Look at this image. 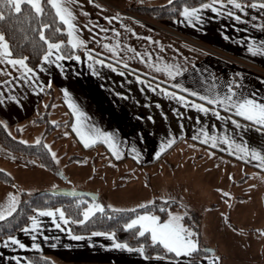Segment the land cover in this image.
I'll return each instance as SVG.
<instances>
[{
    "label": "crops",
    "instance_id": "obj_1",
    "mask_svg": "<svg viewBox=\"0 0 264 264\" xmlns=\"http://www.w3.org/2000/svg\"><path fill=\"white\" fill-rule=\"evenodd\" d=\"M137 3L142 1L72 0L70 7L76 25L73 36L86 42L78 43L75 48L74 53L80 59H75L73 53L63 55L58 67L56 63L41 58L31 68L33 73L25 74L27 78L21 75L23 70L19 66L13 68L0 63V68L5 69L0 72V80L6 81L0 83V94H15L20 99V104L6 100L0 105V120H5L8 133L20 140L21 137L32 136L38 129L37 137L42 144H46L44 140L55 143L56 139L65 136L64 131L55 132L56 126L60 125L66 127L69 140L74 143V152L96 148L114 163L132 162L138 167H148L146 187L168 197L161 199L163 196L157 195L160 200L177 202L173 208L183 204L195 214L199 205L195 196H201L199 190H195L199 181L210 184L211 199L206 206L210 212L223 206L220 201L227 202L229 197L245 200L246 193L236 191L245 177H249L247 168L264 174L261 162L251 154V149L255 148L264 155L262 126L202 97L216 92L224 95L227 84L239 81L240 84H234L238 91H244L264 103V52L249 50L250 44L256 48L264 46V6L253 7V2H241L244 8L241 11L224 3L221 5L223 11L204 9L201 20L189 23L181 15L182 10L175 17L150 22L126 9V6ZM233 11L242 18L235 19L231 14ZM105 44L113 45L116 52L106 48ZM97 60L106 63L100 64ZM109 63L118 70L109 68ZM169 65L174 66L178 74L170 76L165 71ZM137 76L141 80H137ZM32 79L42 82V92L32 90ZM178 84L182 87L177 88ZM47 89H50L48 93ZM163 89L186 96L188 103H181L177 95H169ZM197 92L199 96L194 95ZM49 94L52 101L46 108ZM69 99L82 113L79 119L85 130L95 125L97 129L113 135L117 141L115 152L103 137L85 146L72 128L77 116L68 104ZM193 102L205 104L209 111L192 107ZM213 108L219 111L220 116L211 111ZM50 109L59 112L60 117L53 130L45 132L44 128H38L42 124L33 118L38 110L45 111L49 117ZM234 119L239 120V126L233 124ZM18 125L23 127L22 131ZM202 130L207 131V140ZM213 135L215 143L210 139ZM225 136L235 143L226 142ZM169 139L172 143H166L164 151L157 156L155 153L161 142ZM238 146H244L248 151H241ZM18 155L0 144V162L4 160L5 164L19 167L21 174L31 171L29 163L38 165L34 159ZM243 173L246 175L241 180ZM2 183L0 202L3 196L7 198V193H16L6 186L12 183ZM153 183L155 187L152 188ZM190 188L196 192L195 196L188 194ZM23 194L18 197L20 203L29 196ZM183 196H187L186 201ZM168 211L162 221L167 219ZM34 214L33 211L29 217ZM38 219L41 222L39 231L24 230L25 224L30 223L28 219L11 235L27 245L38 243L40 247L20 248L12 242L4 243L7 236L1 237L0 264H21L29 260L27 254L30 253L47 257L52 264H211L207 256L212 253L203 250L207 245L202 242H199L202 252L196 258L183 254L175 255V258L147 257L138 251L139 246H130L131 251L110 246L115 242L110 236L100 235L101 231L69 233L65 230L70 229L68 224L58 218L38 215ZM257 220H264V215ZM229 224L237 228L233 223ZM255 224L250 229L251 233H264L263 223ZM78 236L82 238L77 239ZM261 238L264 248V236ZM214 250L219 255L216 248Z\"/></svg>",
    "mask_w": 264,
    "mask_h": 264
},
{
    "label": "rangeland",
    "instance_id": "obj_2",
    "mask_svg": "<svg viewBox=\"0 0 264 264\" xmlns=\"http://www.w3.org/2000/svg\"><path fill=\"white\" fill-rule=\"evenodd\" d=\"M141 1L148 5H160L170 0ZM49 113L48 120L50 123L60 117L59 112H55L53 109H50ZM38 128L43 130L44 126L39 125ZM37 130L32 136L21 137V139L32 143L37 139ZM63 131L67 132L66 127L56 126L55 132L61 133ZM68 135L56 139L55 143L44 140L58 158L53 159L54 171L41 167L37 159L21 154L18 156L32 158L38 165L28 162L35 167L31 166L29 167L31 171L27 170L28 172L21 174L18 170L19 167H13L9 163L5 164V161L2 160L0 169L5 170L14 178L11 185H6L7 188H12V191L15 190L18 197L23 196V193L30 195L37 191H51L58 186H60L58 188L84 190L97 195V197L92 198L81 197L87 201L85 207L95 198L97 202L105 205V209L111 211L114 209L131 210L139 205H145V202L149 200L153 203L163 201L156 198L157 195L163 196V192L157 194L146 187L148 167H138L132 162L114 163L109 160V157H104L103 152L96 148L74 152L76 151L74 143L69 140ZM74 154H82V157L69 160V157ZM8 156L13 157L12 154ZM13 158L17 159L15 156ZM247 171H249V177H245L240 189L236 191L242 194L246 193L245 200H237L233 197H229L227 202L219 200L220 203H224H222L223 206L220 205L214 212H210L206 207L211 199L209 197L211 194L210 184L199 181L195 185V190H199L201 196H195L196 192L191 188L188 190V194L193 193V196L199 200L195 214L194 210L186 208L183 204L171 209V212L181 214L183 224L193 228L199 242L206 244V247L216 248L217 253L222 258L221 264L264 263L262 262L264 260V248H262L263 239L261 238L264 233L259 232V234L253 235L250 231L256 222L263 223L261 226H264V220H257V217L264 215V174L257 173L251 168H247ZM245 175L243 173L242 177ZM55 185L58 186L55 187ZM152 185V188L155 187L154 183ZM183 198L186 201L187 196H183ZM6 202L7 198L3 196L0 202L1 206ZM108 205H112L113 208L109 209ZM229 222L236 225L237 228L230 225Z\"/></svg>",
    "mask_w": 264,
    "mask_h": 264
},
{
    "label": "snow or ice",
    "instance_id": "obj_3",
    "mask_svg": "<svg viewBox=\"0 0 264 264\" xmlns=\"http://www.w3.org/2000/svg\"><path fill=\"white\" fill-rule=\"evenodd\" d=\"M49 5L55 10L56 16L58 17L59 21H62L65 25H67V32L69 35V39L67 41L68 44L71 45L73 49L77 47V44H84L86 43L83 40H80L77 37L73 36V29L76 27V25L73 23V11L71 10L70 4L72 3V0H47ZM25 3L31 7V9L34 10L35 14H42L43 13V7L41 5L40 0H7V4L14 8L15 12L19 13L21 12V4ZM224 3L230 4L234 9H238L243 11V5L241 3V0H208V2L199 3L196 6L190 7L187 4L183 6V9L181 11V15L187 19L189 23H192L193 20H201V12L204 9L211 8L212 11H223V8L221 5ZM253 7L256 6H264V0H259V4L257 3V0H253ZM235 16V19L240 20L242 17L237 15L235 11L231 13ZM4 12L0 11V19L4 18ZM139 23V21H137ZM50 27V25H41V29H45ZM127 27V26H126ZM60 31L61 29H57ZM115 31V29H113ZM41 39L44 40L47 44V50L44 52L42 59L49 61L51 63H56L58 67H60L59 61L63 59V52H62V45L65 44V41L61 40H55V39H49L45 36L44 31H40ZM149 39H151L149 37ZM106 48H111V50L115 53L116 48L113 45L105 44ZM250 51H260L264 52V46H260L259 48L253 47L251 44L249 45ZM75 59L79 60L80 56L75 55ZM137 55H140L137 53ZM92 59V57H89ZM143 60V56L140 57ZM27 57L20 55L13 57L12 48L9 45L8 39L5 37V33L3 31H0V63H7L11 65L13 68H16L19 66V69H22L21 75L25 74H32L33 69H31L28 64L26 63ZM97 63L104 64L106 63L104 60H97ZM109 68L115 69L114 64H107ZM155 66V65H154ZM42 67V65H41ZM5 71V69L0 68V72ZM165 71L168 72L170 76L178 74L177 71H175L174 66H167L165 67ZM25 78L27 76L25 75ZM137 80H141V77L137 76ZM146 82V81H142ZM0 83H6V81L0 80ZM32 84V90L33 91H43L42 82H38L35 79H32L30 81ZM234 84H240L239 81H233V83L227 84L226 88L227 91L224 95H220L218 92L212 94V95H204L202 97L205 101H210L212 104H218L219 107H226L229 109V111H235L238 113L241 117H246L248 120L256 122L258 125L262 126L261 131L264 132V103L257 101L256 99H253L250 95L246 94L244 91H238L236 87H234ZM177 88L182 87V85H176ZM155 90V89H154ZM162 91L167 92L169 95H177L181 103H188V98L183 95H179L178 93H171L167 89H163ZM65 96H68L67 89L64 90ZM194 95L199 96L200 93H194ZM6 100H11L16 102L17 104H20V99L17 95L13 94L11 96H3V94H0V105H3ZM69 106L73 109L74 113L77 116V122L72 124V128L76 130V133L79 135L80 139L84 142L85 146L94 143L95 140L100 139L101 137L104 138V142L108 144L110 148L113 149V151H116L117 148V141L114 139L113 135L108 132H103L100 129H97L95 125L88 126V129L85 130L83 126V122L79 119L82 113L79 111L78 106L73 103L72 100H68ZM192 107H195L197 109H200L201 111H209L208 107L205 104L202 103H195L193 102L191 104ZM211 111L217 115L220 116V113L217 109L213 108ZM223 118V117H222ZM233 124H236L239 126V120H233ZM52 124H56V121H52ZM0 125L7 128V123L5 120H0ZM18 128L22 131L23 127L18 125ZM204 136L206 140L209 138L208 133L205 130ZM65 135H68L67 132L64 133ZM211 142L215 143L216 138L215 135H213L211 138ZM225 141L229 144H234V140H229L228 137H224ZM24 143H28V141H24ZM32 143L39 144L40 138L37 137L35 141ZM171 144L172 140L169 139L167 142L162 141L160 145V149L155 153L157 156L160 155L162 151H164L165 144ZM43 147L47 149V151L50 153L53 159H58L56 157L55 152H53L49 145L44 144ZM240 147L241 151H248L244 146H238ZM251 154L254 155L260 162L261 167H264V155L260 153L257 149L253 148L251 149ZM161 199H168V197H161ZM20 203L18 198V193L9 192L7 193V202L0 206V220L5 219L6 217L11 216L16 210L17 205ZM77 206H80L82 204V201L77 200L76 201ZM146 205H152L153 201L149 200L145 202ZM145 205H139L138 207L144 208ZM109 209H112V205L107 206ZM97 211L104 213L105 215H111V213H105V205L102 203H99L95 200V198L92 199V201L88 204L87 207H83L82 210V216L83 219H75L74 222L76 224H83L86 220H88L90 217L94 218V213ZM114 211L121 212L124 211V209H114ZM35 214L29 217L30 223L25 224L24 230L29 231L32 230L33 232L39 231L40 228V220L38 219V215H47L50 217H53L54 219L58 218L60 221H63L64 224H67L69 221L73 220L72 215L65 214V210L63 207L59 208H51V207H36L34 209ZM58 214V217H57ZM59 227V225H57ZM123 227L125 229H136L138 228V232L135 234L141 237H144L146 233H150L151 243L153 245H163V247L169 252L174 253L176 256L180 255H195L200 250V243L198 239L196 238V234L193 230V228L188 227L187 225L182 223L181 220V214L180 213H173L171 210L168 211V218L165 220H161V217L157 215L154 211H141L140 214L132 216L127 222L123 224ZM69 233H71V229H65ZM264 231V230H262ZM95 234V233H93ZM100 235L104 236H110L112 240L115 242L113 245L116 248H124L128 250H132L130 245L127 242H121L116 239V235L114 231L109 232H101ZM77 239H80L82 237H76ZM12 242L15 245H17L20 248H27L31 247L33 249H38L40 245L38 243H32L31 245H27L23 243L21 240H19L15 235H9L6 237V240L4 243ZM138 251L141 253L144 252V245L141 244L138 247ZM209 252L212 253V255L207 256V260L211 262V264H218V262L222 259L219 255H216L214 249H208ZM157 255H160L158 252ZM15 259H20L19 257H15ZM21 264H33L32 261L28 260L26 262L22 261Z\"/></svg>",
    "mask_w": 264,
    "mask_h": 264
},
{
    "label": "trees",
    "instance_id": "obj_4",
    "mask_svg": "<svg viewBox=\"0 0 264 264\" xmlns=\"http://www.w3.org/2000/svg\"><path fill=\"white\" fill-rule=\"evenodd\" d=\"M207 1L208 0H171L160 5L137 3L126 6V9L135 16L149 21H158L177 16L185 4L192 7ZM241 2L249 3L253 2V0H241ZM257 2H259V0H257ZM41 5L43 7L42 14H35L34 10L25 3L21 4V12L17 13L14 8H11L7 4V0H0V11H3L5 14L4 18L0 19V31L5 33V37L8 39L9 45L12 48L13 57L20 55L27 57L26 63L30 68H34L39 63L44 52L47 50V44L40 36L41 30L44 31L45 36L49 39L65 41V44L61 46L63 55H70L76 52V49H73L71 45L67 43V28L62 21H59L53 8L49 5L47 0H41ZM42 24L50 25V27L41 29ZM57 29L61 30L58 31ZM48 91H50V89L46 90L47 93ZM48 96L46 108L49 107L52 101L51 94ZM33 119L35 122L44 126L45 132H51L55 127L54 124L49 122L45 111L40 112L38 110ZM0 144L10 152L37 159L40 165L49 171H54L55 169L54 160L47 149L43 147L44 144L24 143V141L9 134L2 125H0ZM80 157H82V155L74 154L69 157V160L78 159ZM242 179H244V177H242L241 180ZM0 182L6 184L12 183L10 174L2 169H0ZM77 200L82 201L80 206H77ZM86 204L87 201L81 197L61 196L51 191L35 192L25 198L11 216L0 220V238L9 236L22 227L36 207L58 206L64 208L66 216H73V220L69 221L67 224L74 233L114 231L116 239L121 242H127L130 246H139L143 244V253L147 257L162 256L175 258V254L169 253L163 245H153L149 233H146L144 237L138 236L135 234L138 232V228L125 229L123 224L141 211H154L161 219H164L168 209L175 207L177 202L167 200L156 202L152 205L145 204L144 208L136 207L121 212L105 209V213H111L110 216L97 211L94 213V218L90 217L83 224H76L74 220L82 219V210ZM200 251L201 250L195 255H191L190 258L198 257L202 252ZM158 252L160 255H157ZM27 258L32 261L33 264H52L47 257L39 254L30 253L27 254Z\"/></svg>",
    "mask_w": 264,
    "mask_h": 264
},
{
    "label": "water",
    "instance_id": "obj_5",
    "mask_svg": "<svg viewBox=\"0 0 264 264\" xmlns=\"http://www.w3.org/2000/svg\"><path fill=\"white\" fill-rule=\"evenodd\" d=\"M52 193L57 194V195H61V196H71V197H97L96 194L88 192V191H84V190H78V189H70V188H55L53 190H51ZM208 249H213L210 247H203V250L207 253H210L208 251Z\"/></svg>",
    "mask_w": 264,
    "mask_h": 264
}]
</instances>
